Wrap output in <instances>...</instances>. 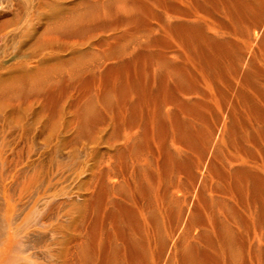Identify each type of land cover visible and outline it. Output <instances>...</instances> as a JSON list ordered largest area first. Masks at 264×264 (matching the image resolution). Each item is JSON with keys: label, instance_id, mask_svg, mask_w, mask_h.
Here are the masks:
<instances>
[{"label": "bare ground", "instance_id": "6f19581e", "mask_svg": "<svg viewBox=\"0 0 264 264\" xmlns=\"http://www.w3.org/2000/svg\"><path fill=\"white\" fill-rule=\"evenodd\" d=\"M114 1H97L109 8L98 22L122 34L96 46L108 47L105 57H129L119 70L156 62L150 126L139 114L146 94L138 103L118 102L106 118L86 106L85 158L73 170L65 223L53 230L51 264H261L264 48L244 62L264 23V0H167L168 22L151 40L147 14L112 11ZM131 24L149 32L147 40L122 29ZM84 32L65 29L68 36ZM110 96L103 98L113 105Z\"/></svg>", "mask_w": 264, "mask_h": 264}, {"label": "rangeland", "instance_id": "374dc122", "mask_svg": "<svg viewBox=\"0 0 264 264\" xmlns=\"http://www.w3.org/2000/svg\"><path fill=\"white\" fill-rule=\"evenodd\" d=\"M97 1L0 0V264L52 263L53 230L65 223L75 185L73 170L85 158L80 123L89 103L106 118L108 112L116 114L118 102L138 103L146 94L139 114L150 126L146 112L156 62L141 61L138 70L126 71L118 69L129 59L122 51L119 59L104 56L108 47L96 43L122 32L99 24L109 8ZM119 8L147 14L151 34L139 32L135 24L122 28L137 41L147 40L148 34V40L162 36L160 26L168 22L167 0H115L110 5L112 11ZM218 15L214 17L229 24ZM67 20L75 24H66ZM70 25L85 34L66 35ZM253 38L244 64L264 48V23ZM126 39L120 50L130 45L131 39ZM42 44L46 49H40ZM107 95L113 105L104 101ZM132 133L141 138L145 134L142 128ZM211 157L198 171L200 178Z\"/></svg>", "mask_w": 264, "mask_h": 264}]
</instances>
